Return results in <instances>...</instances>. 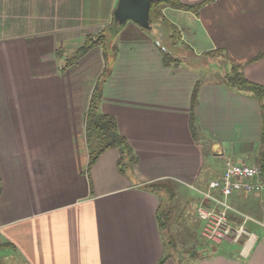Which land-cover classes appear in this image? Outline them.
<instances>
[{
  "label": "crops",
  "instance_id": "0c3cea01",
  "mask_svg": "<svg viewBox=\"0 0 264 264\" xmlns=\"http://www.w3.org/2000/svg\"><path fill=\"white\" fill-rule=\"evenodd\" d=\"M117 1L0 0L2 264H157L169 254L171 211L192 199L197 217L199 192L221 177L226 158L256 165L258 102L226 86L221 76L240 64L244 78L264 88V0H180L203 3L197 14L176 10L196 26L186 28L185 40L196 57L220 50L222 62L205 59L224 69L203 79L185 66L186 57L166 68L154 40L127 22L116 38L99 111L116 118L135 160L121 170L118 151L109 149L87 172L84 118L105 67L102 47L95 45L66 68L65 60L86 36L111 24ZM196 84L195 140L188 122ZM152 183L161 185L145 189ZM259 197L264 191L226 199L233 227L246 215V229L264 235ZM256 207L259 212L252 213ZM210 244V255H200L201 247L190 254L194 264H264L261 242L246 257L237 243ZM172 257L164 264H176Z\"/></svg>",
  "mask_w": 264,
  "mask_h": 264
},
{
  "label": "trees",
  "instance_id": "16d2710c",
  "mask_svg": "<svg viewBox=\"0 0 264 264\" xmlns=\"http://www.w3.org/2000/svg\"><path fill=\"white\" fill-rule=\"evenodd\" d=\"M202 5L203 3L185 4L180 0H159L151 3L149 17L152 28L149 31H144L152 38V40H154L156 48L161 55V63L164 67L176 68L186 57L185 49L180 50L175 47L179 42L181 33L178 27L171 23L165 16V10L173 9L197 14ZM123 28L124 26H119L112 20L111 24L104 28L100 33L95 36H86L83 46L70 52L65 60L64 68L78 61L95 45L100 44L102 47L105 67L94 86L84 118L85 141L88 153V173L97 159L109 149H116L118 151V165L121 170L126 162L130 163L135 160V157L131 156L132 150L128 141L118 132L116 118L113 115L102 114L99 111L102 99V86L111 73L117 53L116 38ZM218 55L224 56V54L217 49L202 54L203 57L209 56L212 58H216L215 56ZM261 56L262 55H259L251 61L258 59ZM221 81L230 88L251 94L258 102L262 126L259 141L260 149L257 154L256 165L261 169L264 179V88L245 79L242 74V66L234 63L231 64L229 71L221 76ZM198 89L199 84H196L190 99L188 122L191 136L195 140L198 135L195 125L194 109L197 103ZM160 185L161 184L159 183L148 184L145 186V189L152 190ZM162 216H164V211L161 214L158 213L157 216L160 229L164 228V224H162L161 220ZM163 232L165 231L163 230ZM3 246L4 244L0 243V249H2ZM168 257L169 254L168 251H166V254L162 256L157 264H164Z\"/></svg>",
  "mask_w": 264,
  "mask_h": 264
},
{
  "label": "built area",
  "instance_id": "2783aa9c",
  "mask_svg": "<svg viewBox=\"0 0 264 264\" xmlns=\"http://www.w3.org/2000/svg\"><path fill=\"white\" fill-rule=\"evenodd\" d=\"M212 191L219 196L213 195ZM263 191L264 179L259 166L238 164L226 158L221 177L210 182L208 191L199 192L201 199L196 207V215L202 223L201 237L215 244L223 241L237 243L240 245V254L244 257L255 243L264 244V235L259 236L244 226L251 220L249 216L240 214L242 224L237 227L231 225L227 213L232 208L226 201L235 192L249 194Z\"/></svg>",
  "mask_w": 264,
  "mask_h": 264
},
{
  "label": "rangeland",
  "instance_id": "374dc122",
  "mask_svg": "<svg viewBox=\"0 0 264 264\" xmlns=\"http://www.w3.org/2000/svg\"><path fill=\"white\" fill-rule=\"evenodd\" d=\"M166 17L170 18L174 23L178 24V26L182 30V35L180 36L179 42L176 46L179 48H185L188 51V54L185 53L187 59L185 63L187 65L185 66L188 67V69L190 68L192 70L196 68L203 79L212 76L216 77L222 71V69H224L223 66L225 67V65L223 63L218 64L214 61L206 60L208 58L205 59V57L204 59L196 57L194 55L196 54L195 49H193L191 45L189 46L187 44L188 42L185 40V34L187 31L186 28L189 27L196 29V26L194 25L190 15L178 12L176 10L168 9ZM215 57V59L220 60L219 62H222L224 60V56L218 55ZM128 167L129 162H126L124 165V170L127 171ZM259 198L262 201V211L264 213V197ZM191 200L188 199L189 203L185 207V209L182 208L181 211H179V209L176 208V210L171 211L169 215L170 218L167 221V227H164L167 233V241L169 242V244L167 243L169 254L172 255V258L176 260V264H194L191 260L190 254H192L193 252L198 253L199 250L197 249V247H201L200 255H210V253H212V251L210 250L211 244L206 242V240L200 236L202 223L194 215V205ZM260 208L261 207H256L255 211H252V213L259 212ZM170 219L171 222L169 223ZM172 221L174 223L176 221L177 224L172 223ZM2 263L4 262L0 261V264Z\"/></svg>",
  "mask_w": 264,
  "mask_h": 264
},
{
  "label": "water",
  "instance_id": "95a60500",
  "mask_svg": "<svg viewBox=\"0 0 264 264\" xmlns=\"http://www.w3.org/2000/svg\"><path fill=\"white\" fill-rule=\"evenodd\" d=\"M159 0H118L113 11V21L119 26L127 22L136 24L143 30H151L149 17L150 5Z\"/></svg>",
  "mask_w": 264,
  "mask_h": 264
}]
</instances>
